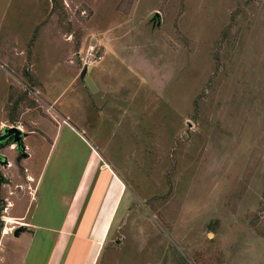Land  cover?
<instances>
[{"label":"rangeland","instance_id":"rangeland-1","mask_svg":"<svg viewBox=\"0 0 264 264\" xmlns=\"http://www.w3.org/2000/svg\"><path fill=\"white\" fill-rule=\"evenodd\" d=\"M13 126L0 264L55 138L62 187L91 149L125 184L97 264H264V0H0Z\"/></svg>","mask_w":264,"mask_h":264},{"label":"crops","instance_id":"crops-1","mask_svg":"<svg viewBox=\"0 0 264 264\" xmlns=\"http://www.w3.org/2000/svg\"><path fill=\"white\" fill-rule=\"evenodd\" d=\"M58 143L57 138L49 143L32 201L36 207L32 204L28 219L21 222L27 229L17 237L21 249L13 257L16 264H97L125 194L121 177L92 149L75 184L70 190L62 187L61 165L48 172Z\"/></svg>","mask_w":264,"mask_h":264},{"label":"water","instance_id":"water-1","mask_svg":"<svg viewBox=\"0 0 264 264\" xmlns=\"http://www.w3.org/2000/svg\"><path fill=\"white\" fill-rule=\"evenodd\" d=\"M158 14V13H157ZM88 66L86 65L84 67V69L82 70L81 73V78L83 79L85 77V75L88 72ZM27 135L26 132H23V130H21V128L18 127H6L4 129L3 134L0 136V145H4L5 143H10L11 141L14 142L17 147L22 151L24 150V144H23V138ZM2 160L5 164L8 163L6 156H1ZM4 158V159H3ZM1 180H2V175L0 172V189H1ZM0 220H1V206H0ZM20 229H17L15 231V235H19Z\"/></svg>","mask_w":264,"mask_h":264},{"label":"flooded vegetation","instance_id":"flooded-vegetation-1","mask_svg":"<svg viewBox=\"0 0 264 264\" xmlns=\"http://www.w3.org/2000/svg\"><path fill=\"white\" fill-rule=\"evenodd\" d=\"M1 135H2V134H1ZM1 135H0V136H1ZM0 146H1V145H0ZM0 162H3V160H2V158H1V156H0Z\"/></svg>","mask_w":264,"mask_h":264},{"label":"built area","instance_id":"built-area-1","mask_svg":"<svg viewBox=\"0 0 264 264\" xmlns=\"http://www.w3.org/2000/svg\"><path fill=\"white\" fill-rule=\"evenodd\" d=\"M93 51V50H92Z\"/></svg>","mask_w":264,"mask_h":264}]
</instances>
